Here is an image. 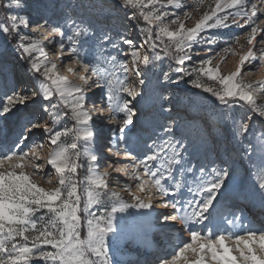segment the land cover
<instances>
[{
	"label": "snow or ice",
	"instance_id": "snow-or-ice-1",
	"mask_svg": "<svg viewBox=\"0 0 264 264\" xmlns=\"http://www.w3.org/2000/svg\"><path fill=\"white\" fill-rule=\"evenodd\" d=\"M260 68L264 0H0V264H264Z\"/></svg>",
	"mask_w": 264,
	"mask_h": 264
},
{
	"label": "rangeland",
	"instance_id": "rangeland-1",
	"mask_svg": "<svg viewBox=\"0 0 264 264\" xmlns=\"http://www.w3.org/2000/svg\"><path fill=\"white\" fill-rule=\"evenodd\" d=\"M253 2H255V0H253ZM195 19V17H194ZM189 26H191L192 24V21H189L188 22ZM234 31H237V30H234ZM225 35H227V33H225ZM243 42V41H241ZM224 45L221 44L220 47H223ZM219 50V49H217ZM239 51V49H238ZM214 54V53H213ZM223 55V53H222ZM51 58V56H50ZM8 68H9V71L10 72H14L13 68V64L11 63V57H8ZM215 62V61H214ZM238 62V56H232V55H228L225 62L223 63L222 65V70L224 72H228L230 70H234L235 68V65L236 63ZM15 73L23 76V70L20 68V70H17ZM61 74H64V75H67L66 73L63 72V69H61ZM246 80H251V81H255V80H259L261 78H264V68H260L259 71H255L253 74L251 75H248V76H245L244 77ZM26 79V78H25ZM69 79H75L74 77L72 76H69ZM186 86L182 85V89H185ZM198 90H194V89H187V90H177V93L178 95H180L181 97H187L189 95H191L193 92H196ZM196 99H198L200 101L201 104H204L206 105L209 109L212 107V98L209 97V94H202L201 96H197L195 97ZM99 124V122H98ZM5 131L8 132L9 136L12 135L13 132L16 131V118L15 117H9L8 121L6 122V125H5ZM47 150V146L45 147V151ZM111 159H115V158H112L110 157V160ZM123 159V158H121ZM201 163H205V161H200ZM107 169V162H102V168H101V171ZM83 174V172L81 173ZM239 175H242V172L239 174ZM120 179H124V177H120ZM115 190L117 191H121V189L119 187H116ZM121 195L124 196L125 199H129L130 198L128 197L127 193L121 191ZM129 211L131 212H135L136 210L135 209H130ZM171 210L170 209H161L159 212H162V213H169ZM247 215H250L251 218L255 219L257 222L259 221L260 219V213L259 212H256V211H253L251 213H248L246 212ZM161 223H164V222H161ZM176 228H179V224H174L173 227L171 228H165L164 229V232L163 234L160 233V232H155L152 234V237L155 238L156 240L160 237V239H158V244L157 246H166L165 244V241L167 239H169V237L174 234V231ZM136 229L133 227L130 229V231H135ZM183 238H187L186 237V234L182 233L181 234ZM152 253H147L146 252V249H145V243L143 242H136V243H132V244H125L123 246V249H122V252H121V256H120V259L127 262V261H136V260H140L141 261V264H143V261L145 258H147L149 261H151V257H152Z\"/></svg>",
	"mask_w": 264,
	"mask_h": 264
},
{
	"label": "bare ground",
	"instance_id": "bare-ground-1",
	"mask_svg": "<svg viewBox=\"0 0 264 264\" xmlns=\"http://www.w3.org/2000/svg\"><path fill=\"white\" fill-rule=\"evenodd\" d=\"M14 66V68H13V70H14V72H16L17 70H20V67L18 66V65H13ZM99 123H101V122H99ZM161 209H165V208H156L155 209V211L156 212H159ZM247 215V214H246ZM168 225H170V227H167V228H171V227H173V222H166ZM176 224H179L178 222H176ZM156 238V237H155ZM155 238H153L152 236H151V239H152V242H153V244L155 245V246H157V244H158V242H160V241H158V239H160V237L156 240ZM145 249H146V252L147 253H151V252H153V248L152 247H150L148 244H145ZM151 259H152V257H151Z\"/></svg>",
	"mask_w": 264,
	"mask_h": 264
}]
</instances>
